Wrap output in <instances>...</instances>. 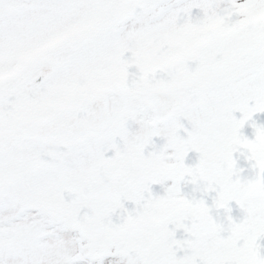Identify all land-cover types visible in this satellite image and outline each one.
I'll use <instances>...</instances> for the list:
<instances>
[{"label": "snow or ice", "instance_id": "1", "mask_svg": "<svg viewBox=\"0 0 264 264\" xmlns=\"http://www.w3.org/2000/svg\"><path fill=\"white\" fill-rule=\"evenodd\" d=\"M254 114L264 0H0V264H264Z\"/></svg>", "mask_w": 264, "mask_h": 264}, {"label": "trees", "instance_id": "2", "mask_svg": "<svg viewBox=\"0 0 264 264\" xmlns=\"http://www.w3.org/2000/svg\"><path fill=\"white\" fill-rule=\"evenodd\" d=\"M236 115L239 116V114H236ZM261 118H264V114H254L253 119H256L257 123L264 122V119H261ZM242 132L245 135L249 136V138H250V136H251V128L248 125H246L244 129H242Z\"/></svg>", "mask_w": 264, "mask_h": 264}]
</instances>
